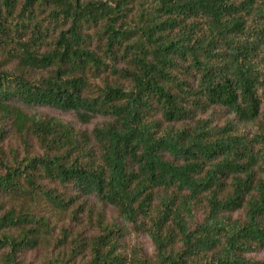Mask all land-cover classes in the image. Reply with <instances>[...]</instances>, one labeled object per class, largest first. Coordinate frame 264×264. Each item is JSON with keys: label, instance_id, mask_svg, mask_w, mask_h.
I'll return each mask as SVG.
<instances>
[{"label": "trees", "instance_id": "16d2710c", "mask_svg": "<svg viewBox=\"0 0 264 264\" xmlns=\"http://www.w3.org/2000/svg\"><path fill=\"white\" fill-rule=\"evenodd\" d=\"M0 57L15 64H0V145L9 127L24 152L0 157V264L62 215L94 218L91 196L122 228L97 214L98 234L47 264H127V228L154 246L138 264H262L247 255L264 250V135L234 122L264 121V0H0ZM22 106L105 122L81 131ZM217 108L233 116L220 129L202 118Z\"/></svg>", "mask_w": 264, "mask_h": 264}, {"label": "rangeland", "instance_id": "374dc122", "mask_svg": "<svg viewBox=\"0 0 264 264\" xmlns=\"http://www.w3.org/2000/svg\"><path fill=\"white\" fill-rule=\"evenodd\" d=\"M9 60L10 59L8 58L0 57V64H4V66L7 67L9 71H12L15 69V64H11ZM32 75V77L38 78L40 76H44L45 72H32ZM20 108L29 116L43 119L53 118L62 121L63 123L70 124L77 130L87 132L92 131L96 126H100L105 122L104 118L97 117L92 119L88 124H83L78 120V117L74 112H62L50 107L34 106L25 108L22 106ZM207 117H209V121L213 126L220 129L224 128L233 116L228 115L226 111L217 108L213 112L208 114L206 113L202 116V118ZM234 124V126L236 127L234 134L236 135L245 134L248 139H252L255 135H264V121H262L261 119L253 123L239 124L237 122H234ZM6 130L9 133L5 141L0 145V157L10 158L11 154L16 151L19 154V158L22 159L24 157L22 144L11 132V129L9 127H7ZM260 147L261 145H258L256 149ZM30 154L31 156L39 155V150L34 143H32ZM1 172L2 171L0 168V173ZM43 184H45V186L49 189L54 188L52 184H46L45 182ZM83 200L85 199L83 198L82 201ZM3 204L5 208H7L9 207V205H12L14 203L12 201L10 202L6 199H3ZM86 208L93 211L94 218L97 214H100L102 218L101 220H103L105 224H113L114 222H117L118 225H120V228H122V222L119 220L114 208L98 201L95 197L91 196L87 199ZM62 216L60 217V221L58 222V228H67V231L70 234L69 237H67V240L63 242L61 232L58 228H56L55 230H53L51 238H46V243L40 245L35 250L27 251L20 255L19 260L21 264H47L51 263L52 260L57 258L64 257L65 259H67L70 251L69 243L72 239L70 236L74 237L78 233L83 238L91 239L98 234L96 220L93 217L90 219V217H88L87 215V212L79 214V224L71 222L68 217L63 218ZM200 218L201 215L198 216V219ZM232 219L243 221V212L240 211L235 213L232 216ZM119 248V252H121L126 257L127 264H138V259H154V246L146 229H125L124 236L119 240ZM247 257L251 258L255 262L264 264V250H257L247 255ZM89 260L90 255L87 251H85L84 253H82V255L75 258V263L84 264Z\"/></svg>", "mask_w": 264, "mask_h": 264}]
</instances>
